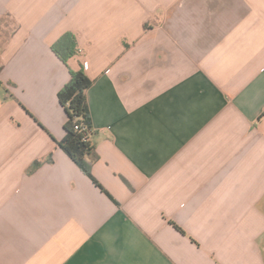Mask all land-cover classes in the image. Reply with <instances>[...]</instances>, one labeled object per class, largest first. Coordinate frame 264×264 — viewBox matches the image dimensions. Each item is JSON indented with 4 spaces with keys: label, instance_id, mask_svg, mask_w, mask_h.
<instances>
[{
    "label": "crops",
    "instance_id": "1",
    "mask_svg": "<svg viewBox=\"0 0 264 264\" xmlns=\"http://www.w3.org/2000/svg\"><path fill=\"white\" fill-rule=\"evenodd\" d=\"M3 17L0 264H264V0H0ZM80 67L102 189L57 146Z\"/></svg>",
    "mask_w": 264,
    "mask_h": 264
},
{
    "label": "trees",
    "instance_id": "2",
    "mask_svg": "<svg viewBox=\"0 0 264 264\" xmlns=\"http://www.w3.org/2000/svg\"><path fill=\"white\" fill-rule=\"evenodd\" d=\"M53 54L67 66L70 58L78 54L73 34H63L52 46ZM69 81L58 92V101L66 114L64 138L57 146L72 160L96 186L102 189L90 174L91 166L98 160L95 145L91 141L92 129L86 102V91L92 81L85 75L83 68L69 69ZM77 126V129H75Z\"/></svg>",
    "mask_w": 264,
    "mask_h": 264
},
{
    "label": "rangeland",
    "instance_id": "3",
    "mask_svg": "<svg viewBox=\"0 0 264 264\" xmlns=\"http://www.w3.org/2000/svg\"><path fill=\"white\" fill-rule=\"evenodd\" d=\"M14 23L7 17L0 18V47L8 38Z\"/></svg>",
    "mask_w": 264,
    "mask_h": 264
},
{
    "label": "built area",
    "instance_id": "4",
    "mask_svg": "<svg viewBox=\"0 0 264 264\" xmlns=\"http://www.w3.org/2000/svg\"><path fill=\"white\" fill-rule=\"evenodd\" d=\"M75 129H77V126H75Z\"/></svg>",
    "mask_w": 264,
    "mask_h": 264
}]
</instances>
